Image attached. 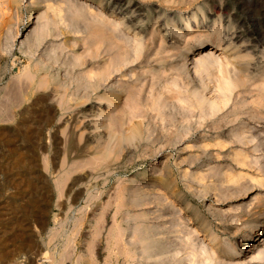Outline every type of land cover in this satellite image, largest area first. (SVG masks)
Returning a JSON list of instances; mask_svg holds the SVG:
<instances>
[{
	"label": "rangeland",
	"instance_id": "374dc122",
	"mask_svg": "<svg viewBox=\"0 0 264 264\" xmlns=\"http://www.w3.org/2000/svg\"><path fill=\"white\" fill-rule=\"evenodd\" d=\"M262 135L264 0H0V264H247Z\"/></svg>",
	"mask_w": 264,
	"mask_h": 264
},
{
	"label": "bare ground",
	"instance_id": "6f19581e",
	"mask_svg": "<svg viewBox=\"0 0 264 264\" xmlns=\"http://www.w3.org/2000/svg\"><path fill=\"white\" fill-rule=\"evenodd\" d=\"M32 21L33 20H35V18H32L31 19ZM30 20V21H31ZM33 37V36H32ZM125 46V45H124ZM205 47H207V43L206 42H198V43H196L195 45H193V47L189 50V54H190V56H191V58L189 59V61L191 60V59H193V55L194 54H198V53H200ZM206 49V48H205ZM189 57V56H188ZM202 61H204V60H202ZM123 62V61H122ZM191 62H194V61H191ZM123 64H124V62H123ZM123 64L122 65H119V66H123ZM120 70V69H119ZM114 71V70H113ZM110 73H111V71H110ZM100 79H98V80H96V81H99ZM105 80V79H104ZM95 81V82H96ZM97 85H98V83H97ZM102 86V85H101ZM98 88V87H97ZM166 92H167V90H166ZM171 91L169 90V93H170ZM174 93V92H173ZM163 94V93H162ZM168 93H166V96H168L167 95ZM171 94V93H170ZM165 95V94H164ZM170 97H173V96H171V95H169ZM218 98H220V97H218ZM217 98V100H219ZM222 98V97H221ZM168 99V98H167ZM223 99V98H222ZM222 99H220V100H222ZM216 100V99H215ZM216 100V101H217ZM224 100V99H223ZM222 100V101H223ZM221 102V101H220ZM221 104V103H220ZM216 105V104H215ZM214 105V106H215ZM220 106V105H219ZM219 106H218V108H219ZM242 106V105H241ZM221 107V106H220ZM217 108V107H216ZM242 110H244V109H242ZM216 111V110H215ZM241 111V110H240ZM217 112H219L218 110H217ZM244 112V111H243ZM46 113V112H45ZM216 114V113H215ZM217 115H219V113L217 114ZM220 117V116H219ZM222 117V116H221ZM228 117V116H227ZM229 118V117H228ZM45 120V119H44ZM219 120V119H218ZM222 121H223V117H222V119H221ZM225 120H226V118L224 119V123L223 124H225ZM227 124V123H226ZM262 136H264V135H262ZM259 137H261V136H259ZM263 138V137H262ZM238 140V139H237ZM240 140V139H239ZM234 141V140H233ZM235 142V141H234ZM236 142H238V141H236ZM235 142V143H236ZM244 145H245V143H244V141L242 142ZM247 143V142H246ZM207 145V144H206ZM222 145V144H221ZM239 145V144H238ZM242 148V147H241ZM240 148V149H241ZM238 149V148H237ZM246 151V150H245ZM236 153V152H235ZM243 153V152H242ZM241 153V154H242ZM248 153V152H247ZM240 155V154H239ZM246 154H244V156H245ZM240 159V158H239ZM242 162H244L243 160H242ZM17 166V165H16ZM20 167V166H19ZM74 169V168H73ZM67 170H70V169H67ZM72 170V169H71ZM258 170V169H257ZM260 170V169H259ZM262 173H264V172H262ZM65 178V177H64ZM64 181H63V179H62V177L60 178V179H58L57 181H56V186L58 187V188H60L61 186H62V183H63ZM30 183V182H29ZM34 184V183H33ZM32 186V185H31ZM33 187V186H32ZM35 187V186H34ZM35 190V189H34ZM33 190V191H34ZM39 204V203H38ZM19 207V206H18ZM30 209V208H29ZM156 219V218H155ZM151 220V219H150ZM153 220V219H152ZM262 221V220H261ZM146 222V221H145ZM152 222H155V221H152ZM151 222V223H152ZM263 226L262 227H254V229H253V234L254 235H251V236H249L250 237V242L247 244V252L245 253V255H244V260H245V262L246 261H248L247 262V264H251V262L253 261V259H258V257H257V255L255 254L256 252H257V247H258V244H259V241L260 240H262V237L261 236H263L264 235V219H263ZM156 223V222H155ZM145 224V223H144ZM154 225V224H153ZM149 226V225H148ZM155 227H156V225H154ZM256 226V225H255ZM165 227V226H164ZM168 227V226H167ZM166 227V229H169V228H167ZM159 228V227H158ZM156 229V231L157 230H160V228L159 229ZM162 229H163V227H161ZM165 229V228H164ZM163 229V230H164ZM165 229V230H166ZM171 229V228H170ZM151 231H152V228L150 229ZM150 231V232H151ZM153 231H155V230H153ZM155 231V232H156ZM168 231H170V230H167V233H168ZM174 231H176V230H174ZM142 232V231H141ZM140 232V233H141ZM149 232V234L151 235L152 234V232L150 233ZM154 232V233H155ZM161 232V231H160ZM163 232V231H162ZM165 232V231H164ZM163 232V233H164ZM162 233V234H163ZM170 233H173V231L171 232L170 231ZM170 233H168L166 236H167V238H170V237H168L169 236V234ZM148 234V235H149ZM156 234H159V233H155V235H153V237L154 236H156ZM161 234V233H160ZM159 234V235H160ZM149 235V236H150ZM172 236H173V234H171ZM148 236V237H149ZM141 237V236H140ZM159 237H165L164 235L163 236H159ZM146 238V237H145ZM163 238H159L158 239V241H160L161 242V240L163 239ZM139 239V238H138ZM151 239H154V238H151ZM183 239V238H182ZM181 239V240H182ZM30 240V239H29ZM156 240H157V238H156ZM185 240V239H184ZM188 240V239H187ZM141 241V240H140ZM140 241H139V243H140ZM168 241V240H167ZM166 241V242H167ZM169 241H171V239H169ZM136 242H137V245L139 244L138 243V241L136 240ZM135 242V243H136ZM147 242V241H146ZM145 242V243H146ZM153 242V241H152ZM157 242V241H156ZM166 242H164V240H163V243H165L166 244ZM172 242V246L174 247H176V245L174 244V242L173 241H171ZM185 242V241H184ZM134 243V244H135ZM150 243V242H149ZM182 243V241L180 242V244ZM186 243V242H185ZM187 243H189V242H187ZM186 243V244H187ZM160 244V243H159ZM165 244H163L162 245V243H161V245H162V247H158V242L157 243H154V244H152V245H150V249L148 250V249H146L147 248V246H145L146 248H144L142 245H141V247H143L144 249H143V251L140 253V251L138 250V248H137V246H135L136 248H137V250L139 251V255L140 254H142V258H140V257H136L137 258V260L140 258L141 260V262H143L142 264H194V263H196V264H203V257H202V259L200 258V256H198L197 255V253L196 254H194L192 257L190 256H186L185 258H182V257H180L179 255H177L176 253L178 252V251H176V252H174V251H171L172 249H171V247L172 246H170V248H167V246L169 247V244H170V242H168V245L167 246H165ZM174 244V245H173ZM177 244V246H178V243H176ZM179 244V247L181 246ZM250 244H251V246H250ZM136 245V244H135ZM171 245V244H170ZM182 245H184V244H182ZM188 245V244H187ZM133 246V245H132ZM140 246V245H139ZM160 246V245H159ZM134 246H133V248L134 249H136ZM172 247V248H173ZM179 247L178 248H176V249H179ZM192 246L190 245V249H192L191 248ZM189 248V247H188ZM140 249V248H139ZM175 249V248H174ZM173 249V250H174ZM175 249V250H176ZM183 249H186L185 247H183ZM183 249H179V250H181V251H183ZM190 249H187V250H190ZM141 250H142V248H141ZM136 250H134V252H135ZM171 252H174V254H176V255H174L173 253H171ZM237 252V251H236ZM182 253H184L185 254V252H182ZM190 253H192L191 252V250H190ZM264 253V252H263ZM131 254L133 255L134 253H131L130 252V256H131ZM136 254V253H135ZM238 254V253H237ZM241 254V258H242V252L240 253ZM129 255V254H128ZM196 255V256H195ZM199 255H201V254H199ZM141 256V255H140ZM182 256V255H181ZM237 257H239V256H237ZM257 257V258H256ZM133 258H134V255H133ZM131 259V258H130ZM242 260V259H241ZM140 261H136L138 264H140L141 262ZM253 263V262H252ZM260 263L261 264H264V257H263V259H261V261H260ZM246 264V263H245Z\"/></svg>",
	"mask_w": 264,
	"mask_h": 264
}]
</instances>
